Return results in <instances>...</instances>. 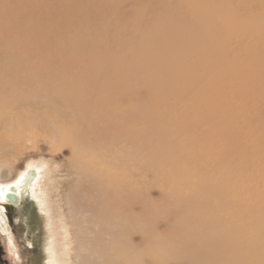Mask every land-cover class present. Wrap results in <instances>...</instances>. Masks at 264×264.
Segmentation results:
<instances>
[{"label":"bare ground","instance_id":"obj_1","mask_svg":"<svg viewBox=\"0 0 264 264\" xmlns=\"http://www.w3.org/2000/svg\"><path fill=\"white\" fill-rule=\"evenodd\" d=\"M51 1L0 0V38L3 39L7 31L13 37L0 44V159L19 148L21 142L34 143L33 126L45 130L52 139L67 135L76 137L74 142H69L73 157L64 167V172L61 174V170L54 169L50 173L49 166L43 161L40 171L42 180H37L39 189L36 192L41 195L43 204L48 206L49 218L56 234L54 264H178V259L168 256L178 248L185 249L187 253L181 258L182 262L186 261L184 264H263L264 236L259 234L264 233L263 224L253 222L250 217H245L236 224L233 217L237 216H229L226 211L235 202L230 177L224 181L213 177L211 182L202 184L203 191L210 192L207 197L197 198L196 193L191 197L187 193H177L179 187L182 191L193 187V182L179 179L177 173L190 168L189 164L194 161L187 160V157L183 159L185 161H180L174 157L173 165L178 166L180 171L177 170L176 174L164 173L162 178L164 185L172 187L169 195L161 191L157 198L151 196V180H156L157 177L156 166L151 162L143 163V166L146 172H154L149 173L152 178L148 177L146 186L140 187L138 183L141 176L136 171L138 164L134 136V119L137 118V113L129 104L132 97L126 95L124 90H117L118 96L115 98L114 93L109 94L107 90L98 89L94 84L89 85L88 80L91 81L92 75L76 79V76L69 73L73 65L83 66L82 64L89 62L77 58V64H74L76 52L68 44L75 47L94 31L92 27L100 24L103 26L104 22L117 24L122 16L119 11H111L112 4L107 3V0H97L96 4L95 0H91L90 5L78 0H57L58 5L68 9L67 12H57ZM185 5L192 12L191 19L180 16L177 20L173 13L179 12ZM146 6L148 9L172 7L175 10L170 15L166 14L165 18L158 16L161 24L154 27L156 19L151 17L142 23L133 24L135 27L143 24L144 30L138 33L139 37L153 38L159 44L163 40L166 43L178 37L184 28L191 32L197 26L205 25L207 11L213 4L208 3V0H186L174 4L172 0H151ZM101 8H108L109 13L97 19V11ZM93 14L94 17L91 18ZM174 19L177 21L172 22ZM74 21H78L79 25L72 24ZM166 25L170 28L167 31L164 28ZM205 32L210 33L207 29ZM202 33L196 34L192 42L182 39L179 44L183 48L200 49L207 37ZM17 36H27L31 39L30 44L26 45L28 42L19 40L20 37ZM230 36L232 38L233 34ZM236 36L241 38L233 41L234 46L233 42H228L229 37L226 45L221 48L223 51L220 53V60L227 63L226 66H234L232 69L226 68V71L234 72L250 67L264 70V55L260 59L252 57L239 60L241 49H255L258 42L264 44V37H250L248 41H243L244 34ZM156 44H151L152 53L148 52V60L160 62L162 57L174 59L171 61L179 59L176 56L179 52L177 50H180L177 45L169 46L166 52L167 48L162 50V44ZM38 58H45L46 61L42 63ZM199 63L198 59L187 62L190 68L185 76H188L190 84L186 81L189 86L185 93H188L187 97L197 113L186 121L195 133L202 138L209 137L211 142L216 143L209 149V155L215 158L208 164L218 166L220 163L227 166L233 161L229 145V135H232L233 130L227 123L231 108L225 104L218 108L215 105L206 106L208 110L204 113L199 107L201 101L215 99L211 90L198 87L196 78L190 81L195 76ZM58 66L61 67L57 68ZM98 69L96 67L95 71ZM155 70L174 81L183 77L177 69ZM156 71L145 79L152 81V78L157 77ZM211 72L213 70H206L208 75H212ZM235 83L236 81L233 84ZM156 86L151 84L150 87L154 90ZM195 92L201 96L200 100ZM121 101L128 103V107H123ZM196 101H200V104H196ZM217 112H221L219 118ZM24 117L29 120L26 125L21 121ZM89 119L94 120L90 122ZM218 119L222 121L219 122ZM123 127L126 128L123 130ZM217 139L223 141L216 142ZM122 140L128 145L125 153L121 150ZM155 150L157 148L149 149L152 153ZM203 165H197L198 172ZM193 174H187L186 178L191 180ZM145 176L144 174L143 177ZM7 177L8 173L3 171L2 180L5 181ZM3 190L8 194L14 193L15 197L18 195L14 185L4 186ZM211 199L216 200L223 208L224 216L219 211L220 208H197L192 214L187 212V221L182 222V214L185 213L181 210L161 215L157 209L160 206L173 207V204L179 202H187L190 207H194L198 201L205 203ZM167 215L172 216L170 221L166 219ZM158 217L168 222L155 224ZM254 224L257 227L252 230ZM195 225H200V233H192L187 228ZM152 229H157L160 233L179 231L182 236L177 234L168 245L164 243L163 248L167 247L164 249L167 252L164 253L154 249L155 243H162L165 239L160 235H153ZM231 229L240 230L239 234L232 236ZM237 244L242 247H236Z\"/></svg>","mask_w":264,"mask_h":264},{"label":"rangeland","instance_id":"obj_2","mask_svg":"<svg viewBox=\"0 0 264 264\" xmlns=\"http://www.w3.org/2000/svg\"><path fill=\"white\" fill-rule=\"evenodd\" d=\"M78 1H84L90 5L91 0ZM96 1H94L95 4ZM150 1L107 0V3L112 4L110 7L112 12L118 13L119 11L122 16L121 20L117 24L104 22L103 26L101 24L97 27L89 25L94 31L89 33L84 42L82 39V42L80 41L75 47L68 44V47L76 52L74 64H77V58L89 62L82 64L84 67L73 65L74 67L69 70V73L76 76V79L77 77L87 78L88 74L92 75V78H89L91 81L88 80L89 85L94 84L96 87L98 86V89L107 90V93H114L115 98L118 96L117 90H124L126 95L132 97L129 104L134 108L133 111L137 113V118L134 119V136L137 152L136 162L138 164L136 171L137 175L141 176L138 184H140V187L146 186L147 178H152L151 174L154 173L146 172L143 163H154L157 169V177L156 180H151L150 190L153 193L151 194L153 198H157L161 191L169 195L172 187L164 185L162 178L165 174H176L178 172V166L173 165L172 158L176 157L180 161H185L183 159L187 157V160H193L194 163H190V168H184L177 174L179 179H188L193 182V185H191L193 187L190 190L185 189L183 191L179 187L177 193H187L189 197L196 193L197 198L207 197L210 196V192L208 190V193L203 191L202 184L209 183L208 181L211 182L213 177H217L220 181L230 177L232 197L235 198V202L233 206L226 210L229 212V216H232V214L237 216L236 218L233 217L236 224L242 222L245 217H250L253 222L259 221L264 227V70L250 67L229 72L226 71V68L232 69L234 66H226L227 63L220 60V53L223 51L221 48L226 45V40L229 37L228 42L239 40L241 37H237L238 34H244L243 41H248L250 37H264V0H208V3L213 4V7L207 11L205 25H199L191 32L188 28L181 29L182 31L178 37H174L166 43L163 40L159 44L153 38L142 39L139 37L138 33L144 30L143 24L140 27H135L133 24L142 23L145 19L151 17L155 18L157 22L152 26L154 27L161 24V20L157 18L158 16L165 18L175 10H172V7L168 9H148L146 4ZM182 1L186 0H172V4ZM51 2H54L57 12H67L68 9L63 5H58L57 0ZM202 11L204 12V10ZM97 12H99V14H96L97 19L102 18L103 14L109 13L108 8H101ZM191 13L185 5L179 12L173 13L175 14L173 17H176L177 20V17L180 18V16L191 19ZM93 17L94 14L91 18ZM176 19L172 22H176ZM72 24L77 26L79 22L74 21ZM164 28L165 31L170 29L167 25ZM205 29L210 33L205 32ZM54 32L56 33V31ZM6 33L7 35L3 36V39L0 38V44L13 39L10 31ZM199 33L207 36L200 49L183 48V45L179 44L182 39L183 41L192 42L196 34ZM230 34H233L232 38ZM20 35L22 34L20 33ZM17 37H20L19 40H26L28 42L26 45L30 44L31 39H28L27 36ZM150 43L153 45L156 43L158 45L162 44L161 49L167 48L166 52H168L169 46L177 45L180 50H177L179 52L176 56L179 59L171 61L174 59L162 57L160 59L161 63L148 60V52L152 53ZM232 45L234 46L235 43L233 42ZM263 46V43L258 42L255 49H241L239 60L252 57L260 59L264 55ZM172 49L170 48V50ZM195 59H198L200 63L196 67L195 76L190 81L196 78L195 82L199 88L209 89L215 95L213 100L201 101L199 107L204 113L208 110L206 106L215 105L214 107L218 108L225 104L231 108L227 123L233 130L232 135H229L230 157L233 158V161L227 166L220 163L218 166L208 164L215 158L209 155V149L212 147L211 145L216 143L211 142L212 139L209 137L202 138L201 135L195 133L186 121L187 118L197 113L196 109L192 108L193 104L189 97H187L188 93H185V89L188 90L187 86H189L187 85L189 78L187 75L185 76L189 70L188 68H190L187 66V62L189 63V60ZM208 60L210 61L208 62ZM38 61L44 63L46 59L38 58ZM96 67L99 69L95 71ZM155 69H169L171 71L177 69L181 71L183 77L181 76V80L174 81L165 74L158 73ZM209 69L213 70L212 75L206 73V70ZM154 71H156L157 77L152 78V81H147L145 77H150L151 72ZM188 83L190 84V82ZM151 84H156V89L152 90ZM196 92L194 94L200 100L201 96ZM207 96L209 98L208 93ZM196 102V104H200V101ZM120 103L123 107L125 105L128 107V103H125V101ZM220 113L217 112L218 118ZM227 116L229 117L228 113ZM93 120H90V122H93ZM21 121L26 125L29 120L24 117L21 118ZM125 128L123 127V130ZM32 131L34 132L33 140H35V144L31 141L21 142L19 148L0 159V186L2 187L0 188L3 190L4 186L14 185L16 186V193H18V201L13 203L10 209L1 204L4 201H0V264H18L13 260L18 256L17 253L20 254V264H54L56 234L54 226L51 224V218H49L48 206L43 204L41 195L36 192L39 189L37 180L40 178L43 161L49 166L50 173L54 169L61 170V174L64 172V167L73 157L69 142H74L76 137L67 135L63 138L56 137L52 139L45 130L37 126H33ZM222 141L223 139L216 140V142ZM121 146L122 152L125 153L127 143L122 140ZM150 148H157V150L152 153L149 151ZM203 163L206 164L203 165ZM200 164L203 165V168H200L201 171L198 172ZM3 171L8 173L7 181L1 178ZM189 173L197 174L196 176L193 174L190 180V178H186ZM144 174L145 177H143ZM40 179L42 180V177ZM193 189H195L194 192ZM205 207L220 208L219 211L224 216L225 211L223 208L216 203V200L212 199L205 203H199L198 201L194 207H190L187 202H179L173 204V207L160 206L157 209L161 215L181 210L185 213L182 214L181 221L186 222L189 216V214L186 216L187 212L192 214L197 208L199 210V208L204 209ZM242 212H244L243 215H241ZM195 218L197 219V217ZM166 219L170 221L172 216L167 215ZM167 220L158 217L155 224L167 223ZM256 227L257 225L254 224L252 230H255ZM187 228L192 233L201 232L200 225L187 226ZM239 231L238 229H231L232 236L239 234ZM151 232L153 235H160V237H163L162 239H165L164 242L153 245L155 250L161 252H164V249L167 248H163V246L173 241L177 234L182 236L179 231L173 232V234L164 231L160 233L159 230L152 229ZM259 234L264 236V233ZM236 247H242V245L237 244ZM185 254H187L185 249L178 248L168 256H171L174 260L178 259L180 261L178 264H184L186 261L182 262L181 258Z\"/></svg>","mask_w":264,"mask_h":264},{"label":"flooded vegetation","instance_id":"obj_3","mask_svg":"<svg viewBox=\"0 0 264 264\" xmlns=\"http://www.w3.org/2000/svg\"><path fill=\"white\" fill-rule=\"evenodd\" d=\"M16 198H17V197H16ZM17 201H18V199H17ZM1 204L4 205V206H8L9 209H10V207L12 208V205H13V204H11L8 200H7V201H4V202H1ZM17 254H18V256L15 257L16 259L13 258V260H14L15 263L20 264V261H21V260H20V259H21V258H20V254H19V253H17ZM12 256H13V254H12ZM15 260H16V261H15Z\"/></svg>","mask_w":264,"mask_h":264},{"label":"water","instance_id":"obj_4","mask_svg":"<svg viewBox=\"0 0 264 264\" xmlns=\"http://www.w3.org/2000/svg\"><path fill=\"white\" fill-rule=\"evenodd\" d=\"M6 199H8V201L11 203V204H13V203H16V197L13 195V194H8V195H6ZM7 207V209H8V206H6Z\"/></svg>","mask_w":264,"mask_h":264},{"label":"snow or ice","instance_id":"obj_5","mask_svg":"<svg viewBox=\"0 0 264 264\" xmlns=\"http://www.w3.org/2000/svg\"><path fill=\"white\" fill-rule=\"evenodd\" d=\"M8 193H6L4 190L0 189V201H5L6 200V195ZM14 195V193H11Z\"/></svg>","mask_w":264,"mask_h":264}]
</instances>
